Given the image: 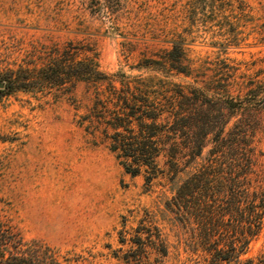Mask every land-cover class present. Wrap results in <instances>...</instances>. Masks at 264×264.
<instances>
[{"label":"rangeland","instance_id":"374dc122","mask_svg":"<svg viewBox=\"0 0 264 264\" xmlns=\"http://www.w3.org/2000/svg\"><path fill=\"white\" fill-rule=\"evenodd\" d=\"M173 42L182 45L185 73L167 63ZM68 43L108 74L199 87L223 63L240 74L264 69V0H0V81L44 66ZM4 88L1 222L65 264H208L174 214V192L209 146L186 168L180 158L175 176L171 157L160 154V171L146 182L144 173L126 174L109 149L106 83ZM253 126L264 188V118ZM263 251L264 218L240 258L256 261Z\"/></svg>","mask_w":264,"mask_h":264},{"label":"trees","instance_id":"16d2710c","mask_svg":"<svg viewBox=\"0 0 264 264\" xmlns=\"http://www.w3.org/2000/svg\"><path fill=\"white\" fill-rule=\"evenodd\" d=\"M80 53L84 56L77 59ZM183 53L180 42H173L167 63L185 73ZM215 71L199 87L151 76L108 74L96 57L68 43L60 56L44 66L19 68L8 83L3 82L5 78L0 83L10 91L77 80L106 83L110 89L105 98L113 104L111 108L104 105L109 115L104 130L109 149L126 174L144 173L146 182L160 171V154L171 157L175 176L181 169L180 158L185 159L186 168L209 146L204 162L175 189L174 214L189 229L190 244L208 255V264H264V251L256 261L240 258L260 232L264 218V188L258 184V151L252 135L253 125L264 118V69L240 74L223 63ZM115 81L120 82L119 88ZM0 264L65 262L47 244L25 240L0 221Z\"/></svg>","mask_w":264,"mask_h":264},{"label":"water","instance_id":"95a60500","mask_svg":"<svg viewBox=\"0 0 264 264\" xmlns=\"http://www.w3.org/2000/svg\"><path fill=\"white\" fill-rule=\"evenodd\" d=\"M2 87H3V83L1 82V83H0V88H2Z\"/></svg>","mask_w":264,"mask_h":264}]
</instances>
